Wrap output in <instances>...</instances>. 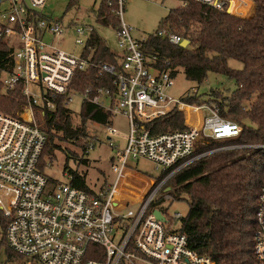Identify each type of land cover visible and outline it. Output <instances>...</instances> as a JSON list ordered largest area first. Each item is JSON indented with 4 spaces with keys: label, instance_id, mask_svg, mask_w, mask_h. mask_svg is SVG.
Masks as SVG:
<instances>
[{
    "label": "built area",
    "instance_id": "built-area-1",
    "mask_svg": "<svg viewBox=\"0 0 264 264\" xmlns=\"http://www.w3.org/2000/svg\"><path fill=\"white\" fill-rule=\"evenodd\" d=\"M95 1L97 10L107 7L119 22L115 65L93 60L92 26L43 19L45 0H0V69L6 74L2 84L9 91L21 84L26 98L17 117L0 112L5 244L13 259L20 260L15 264H214L189 248L187 237L177 230L183 217L168 214L169 201L155 204L173 174L206 155L191 158L200 141L236 138L240 127L222 118L214 105L192 106L167 96L174 78L160 68L156 56L142 51L145 40L135 39L132 28L122 22L124 0ZM188 1L241 19L254 10V0ZM69 29L81 49L77 57L43 41L46 36L62 37ZM156 36L172 45L184 40L164 29ZM91 70L112 77L111 86L84 92L71 87L77 73ZM196 94L193 90L191 96ZM76 95L111 116L121 115L129 128L125 148L112 164L113 183L92 194L72 187L68 175H63L67 183L51 184L38 168L46 143L40 114L43 109L54 110L56 96L64 97L68 107ZM178 113L184 115L186 130L157 131L158 124ZM106 132L107 140L116 134L109 125ZM140 159L162 173L171 171L158 183L144 182L143 189L128 191L126 179L136 178L129 163ZM256 204L253 264H264V185ZM133 206L136 211L130 209ZM155 211L164 221L156 218Z\"/></svg>",
    "mask_w": 264,
    "mask_h": 264
},
{
    "label": "trees",
    "instance_id": "trees-1",
    "mask_svg": "<svg viewBox=\"0 0 264 264\" xmlns=\"http://www.w3.org/2000/svg\"><path fill=\"white\" fill-rule=\"evenodd\" d=\"M181 1L185 6L170 11L160 30L181 36L188 45L184 48L172 45L154 34L144 41L142 51L156 56L160 68L169 71L173 78L181 71L187 81L198 86L209 74L233 81L234 90L229 95L212 96L210 92L207 101L197 94L189 95L183 102L192 106H216L222 118L240 127V133L232 139L200 141L191 158L206 155L173 174L160 194L166 189L174 201L183 200L187 204V214L181 218L177 230L187 237L192 251L209 257L214 264H253L256 198L264 185V0H254L253 15L244 19L193 1ZM95 16L102 25L115 30L119 26L118 19L107 7L97 10ZM93 41L95 62L117 64V54L110 51L96 32ZM229 60L239 62L241 69L228 67ZM5 75L0 69V112L17 117L26 102L23 86L18 84L10 91L6 90L2 84ZM112 79L91 70L77 73L71 87L80 92L88 88L95 90L110 87ZM53 103L54 110L43 109L39 117L46 143L38 168L44 173L47 167L43 159L52 160L55 152L64 153L63 175L70 177L72 187L92 194L86 186L85 176L67 166L70 157L58 143L79 147V164L87 165L83 156L92 147V142L86 140L85 124L107 126L111 115L84 102L77 126L72 123V112L64 106V97L56 96ZM185 112L188 114L187 109ZM186 129L182 113L157 125L158 132ZM227 146L237 148L214 150ZM170 171L161 173L156 182L162 181ZM48 180L51 184L57 183L53 178L48 177ZM161 203L162 198L158 197L155 205ZM4 234L5 229L2 244L8 256L13 258L15 255L7 248Z\"/></svg>",
    "mask_w": 264,
    "mask_h": 264
},
{
    "label": "rangeland",
    "instance_id": "rangeland-1",
    "mask_svg": "<svg viewBox=\"0 0 264 264\" xmlns=\"http://www.w3.org/2000/svg\"><path fill=\"white\" fill-rule=\"evenodd\" d=\"M181 0H124L123 12L121 20L126 25L132 28V35L137 40H146L149 36L156 34L160 29L164 28L161 24L163 19L170 11L180 8ZM98 9V1L95 0H45L42 7V18L62 20L64 23L76 22L77 24L92 26L97 35L106 43L110 51L117 53V39L115 29L109 25H102L96 20L95 13ZM253 10V9H252ZM251 11V10H250ZM243 15L250 17L253 11ZM251 13V14H250ZM76 35L72 29L64 33L62 37L46 36L43 41L46 45L56 46L57 48L70 53L74 56H79L81 49L74 44ZM228 67L240 70L241 64L237 61L229 60ZM197 91V96L202 97V100L207 101V96L212 92V96H226L234 90V82L226 79L223 76L209 74L201 85L189 82L184 78L181 71L174 77L172 87H170L166 95L179 101L191 95L192 91ZM84 103V97L76 95L72 97V102L68 108L72 112V123L79 125L80 112ZM24 106L22 107L23 110ZM22 112V111H21ZM5 114V113H4ZM194 117L192 116V120ZM42 125L41 120H39ZM111 126L116 134L109 137L106 132V126L86 123L85 130L88 141L92 142V147L87 151L84 159L88 161L87 165L79 164L81 150L75 145L58 143L62 145L70 157L67 160V166L72 170H76L79 174L85 176V183L89 190L98 191L101 188L110 186L114 181V173L112 172V164L116 162V156L123 151L126 145L129 128L127 120L121 115H112L109 119ZM107 125V126H108ZM85 141V140H84ZM111 143V147L109 146ZM237 146H227L222 149H214L216 151H226ZM53 159L44 158L45 175L53 178L58 183H67V176H63V163L66 162L64 153L55 152ZM49 160V161H48ZM130 172L136 174V178L126 179L129 185H125L128 191L135 192L144 188V182L157 181L161 176L162 170L147 160L140 159L136 162L129 163ZM165 184H168V182ZM165 186V185H164ZM163 201H169L167 209L169 215L174 213L184 217L187 214V204L185 201H174L170 195L165 192L159 194ZM133 211L137 210L136 206L130 208ZM2 220V221H1ZM0 264H15L19 263V259H13L8 256L6 247L2 244L6 221L2 219L0 214Z\"/></svg>",
    "mask_w": 264,
    "mask_h": 264
},
{
    "label": "water",
    "instance_id": "water-1",
    "mask_svg": "<svg viewBox=\"0 0 264 264\" xmlns=\"http://www.w3.org/2000/svg\"><path fill=\"white\" fill-rule=\"evenodd\" d=\"M187 45H188V42L186 40H183L180 43V47H182V48L186 47ZM154 215L156 216L157 219L164 221L163 217L161 216V214L158 211H155Z\"/></svg>",
    "mask_w": 264,
    "mask_h": 264
},
{
    "label": "bare ground",
    "instance_id": "bare-ground-1",
    "mask_svg": "<svg viewBox=\"0 0 264 264\" xmlns=\"http://www.w3.org/2000/svg\"><path fill=\"white\" fill-rule=\"evenodd\" d=\"M188 111V115H189V110H187Z\"/></svg>",
    "mask_w": 264,
    "mask_h": 264
}]
</instances>
